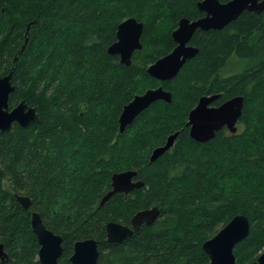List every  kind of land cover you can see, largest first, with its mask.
<instances>
[{
    "label": "trees",
    "instance_id": "obj_1",
    "mask_svg": "<svg viewBox=\"0 0 264 264\" xmlns=\"http://www.w3.org/2000/svg\"><path fill=\"white\" fill-rule=\"evenodd\" d=\"M226 3L230 0H219ZM201 0H0V77L13 74L11 108L35 107L41 122L0 132V245L7 261L41 264L31 213L63 238L61 264L78 241L95 239L98 264H210L203 244L237 214L250 220L249 237L234 252L238 264L264 251V12H244L223 30L197 31L198 54L170 81L149 66L171 53L181 19L203 16ZM144 23L143 50L131 66L111 55L121 22ZM27 40V43H26ZM25 49L22 53L24 45ZM249 60L230 76L220 72L233 57ZM163 86L172 102L157 101L124 132V107ZM215 105L244 97L238 132L223 129L199 143L189 114L203 96ZM178 132L170 151H153ZM134 170L144 186L129 195L112 189L114 173ZM16 195L31 199L24 209ZM157 207L158 220L119 243L106 226L131 227L133 216Z\"/></svg>",
    "mask_w": 264,
    "mask_h": 264
},
{
    "label": "water",
    "instance_id": "obj_2",
    "mask_svg": "<svg viewBox=\"0 0 264 264\" xmlns=\"http://www.w3.org/2000/svg\"><path fill=\"white\" fill-rule=\"evenodd\" d=\"M198 8L201 13H205V16L197 20L181 19L178 28L172 33L176 44L174 50L149 66L147 72L153 79L159 82L172 80L183 66L198 54V49L190 44L197 31L223 30L246 11L262 14L264 0H230L226 3H221L219 0H201ZM143 32L144 23L136 18H128L121 22L117 30V41L109 47V54L119 56L122 64L131 66L134 54L143 50ZM25 46L26 44L20 53L23 52ZM18 59L17 56L10 73L0 77V132L9 131L14 124L27 127L41 122V115L37 109L25 101L14 108L10 106V95L15 90L13 74ZM219 98V95L203 96L190 112L188 126L190 136L195 141L207 143L223 129H227L232 134L238 132L243 114L244 97L237 96L220 106H213ZM172 100L171 92L163 86L148 89L145 93L135 96L122 111L119 119L120 131L124 132L153 103L157 101L171 103ZM177 136L178 132L172 134L165 145L156 148L152 153L151 161L173 149ZM136 178L137 172L134 170L114 173L112 189L103 197L101 205L117 193L129 195L134 190L141 189L144 183ZM15 197L24 209L31 208L32 203L29 197L22 195ZM159 215V209L154 207L137 212L132 218L131 227L119 222H109L106 226L107 241L109 243L122 242L131 237L143 224L148 226L154 224ZM31 227L40 245L39 262L41 264H61L62 236L48 229L37 211L31 213ZM250 230L249 218L243 214H237L214 237L203 244V251L209 257L210 264H238L234 250L239 243L249 237ZM99 255L98 242L95 239H86L75 243L70 261L72 264H98ZM7 258L4 246L0 245V259L4 261ZM249 264H264V251L256 261Z\"/></svg>",
    "mask_w": 264,
    "mask_h": 264
},
{
    "label": "rangeland",
    "instance_id": "obj_3",
    "mask_svg": "<svg viewBox=\"0 0 264 264\" xmlns=\"http://www.w3.org/2000/svg\"><path fill=\"white\" fill-rule=\"evenodd\" d=\"M249 60L233 56L220 72L221 76H230L243 71L248 65Z\"/></svg>",
    "mask_w": 264,
    "mask_h": 264
},
{
    "label": "flooded vegetation",
    "instance_id": "obj_4",
    "mask_svg": "<svg viewBox=\"0 0 264 264\" xmlns=\"http://www.w3.org/2000/svg\"><path fill=\"white\" fill-rule=\"evenodd\" d=\"M204 16H205V13H203V16H202V17H204ZM175 47H176V46H175ZM173 50H174V49H173ZM218 100H219V99H218ZM216 101H217V100H216ZM216 101H215V102H216ZM215 102L213 103V106L217 107V106L215 105ZM222 104H223V103H222ZM222 104H221V105H222ZM218 106H220V105H218ZM136 180H137V179H136ZM32 212H33V211H32ZM4 251H5V250H4ZM5 253H6V252H5ZM6 261H7V259L4 260V261H2V260L0 259V262H2V263H3V262H6Z\"/></svg>",
    "mask_w": 264,
    "mask_h": 264
}]
</instances>
